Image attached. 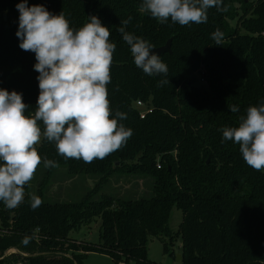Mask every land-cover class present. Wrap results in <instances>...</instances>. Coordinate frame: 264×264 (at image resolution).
<instances>
[{
  "label": "trees",
  "instance_id": "trees-1",
  "mask_svg": "<svg viewBox=\"0 0 264 264\" xmlns=\"http://www.w3.org/2000/svg\"><path fill=\"white\" fill-rule=\"evenodd\" d=\"M20 2L0 0V89L21 93L31 106L26 114H31L39 95V73L34 70L35 54L22 50L16 36ZM141 3L28 0V6L42 4L53 14L63 11L73 29L90 15L109 28L110 42L117 47L108 99L113 118L117 110L126 113L119 122L133 135L122 148L91 163L65 160L54 143L42 137L36 145L42 160L59 166L38 167L42 176L36 196L42 204L36 209L31 207V182L15 209L0 201V264H82L93 252L120 264H153L148 242L161 239L169 252L176 234L181 236V264H264V170L249 167L239 145L224 140L221 131L238 126L249 106L264 102V0H223L226 11L211 7L206 23L187 26L170 18L161 24L140 11ZM129 16L126 31L154 47L171 39V52L161 54L167 76H148L135 66L116 30ZM217 29L223 33L219 45L212 39ZM165 79L169 83H159ZM137 100L152 107L144 118ZM232 105L239 112H231ZM60 169L69 178L93 181L92 187L76 200H50L46 188ZM124 175L147 180V194L104 193L96 198ZM173 208L182 212L176 233L169 228ZM96 219L99 242L70 237ZM10 248L19 252L4 255Z\"/></svg>",
  "mask_w": 264,
  "mask_h": 264
},
{
  "label": "clouds",
  "instance_id": "clouds-1",
  "mask_svg": "<svg viewBox=\"0 0 264 264\" xmlns=\"http://www.w3.org/2000/svg\"><path fill=\"white\" fill-rule=\"evenodd\" d=\"M223 0H142L140 11L150 14L161 24L169 18L180 26L207 22V10L222 7ZM19 24L16 36L19 47L35 54L34 70L39 95L34 112L24 103L22 94L0 89V201L15 209L25 197V186L38 167L56 168L58 163L43 158L36 145L42 137L55 145L65 160L91 163L105 159L122 148L133 135L122 121L126 113L119 110L112 116L108 99L111 67L116 44L110 42L111 32L101 20L88 16L78 29L70 27L63 11L53 14L42 4L28 6V0L16 5ZM132 17L120 21L117 31L130 48L135 66L148 76H167L168 67L155 47L128 31ZM217 45L223 33H212ZM167 84L165 79L159 82ZM239 112L238 106H228ZM43 126V129L41 127ZM223 139L239 145L245 163L256 171L264 170V102L249 106L238 118V126L221 129ZM223 142V141H222ZM42 204L32 195L31 207Z\"/></svg>",
  "mask_w": 264,
  "mask_h": 264
},
{
  "label": "rangeland",
  "instance_id": "rangeland-1",
  "mask_svg": "<svg viewBox=\"0 0 264 264\" xmlns=\"http://www.w3.org/2000/svg\"><path fill=\"white\" fill-rule=\"evenodd\" d=\"M42 176V170H37L31 181V196L36 195L37 184ZM116 177L112 183L107 185L104 190L96 195L99 198L101 194H112L118 196L138 197L148 192V181L137 177ZM83 177V176H82ZM85 177V176H84ZM93 181L84 180L83 178H69L63 169L56 172L46 188V195L50 200H69L79 199L86 192L88 186L92 187ZM84 187V189H83ZM88 190V189H87ZM85 192V193H84ZM182 221V212L177 208H173L169 219V228L174 232H178L179 225ZM100 220L96 219L87 226H83L77 230L70 232V237L78 241L87 243L99 242ZM167 241V240H166ZM170 251L163 250V242L161 239L153 238L147 245V256L153 264H181L177 260V256L181 252V236L176 234ZM14 250V251H13ZM11 252H16L13 249ZM171 252V253H170ZM82 264H120L113 261L110 257L100 253H89L82 261Z\"/></svg>",
  "mask_w": 264,
  "mask_h": 264
},
{
  "label": "built area",
  "instance_id": "built-area-1",
  "mask_svg": "<svg viewBox=\"0 0 264 264\" xmlns=\"http://www.w3.org/2000/svg\"><path fill=\"white\" fill-rule=\"evenodd\" d=\"M135 106L139 109L140 118H144L147 113H150L152 111V107H148L146 104H144L143 102H141L139 100H137L135 102ZM157 167L159 168L160 165H157ZM13 249L14 248H10V249L6 250L4 255H8L10 253H13V252H11Z\"/></svg>",
  "mask_w": 264,
  "mask_h": 264
},
{
  "label": "water",
  "instance_id": "water-1",
  "mask_svg": "<svg viewBox=\"0 0 264 264\" xmlns=\"http://www.w3.org/2000/svg\"><path fill=\"white\" fill-rule=\"evenodd\" d=\"M153 51L157 52L159 55L164 54V53H170L171 52V39H168L164 45L155 47ZM16 252H19V251L16 250ZM177 260L181 262L180 255L177 256Z\"/></svg>",
  "mask_w": 264,
  "mask_h": 264
}]
</instances>
